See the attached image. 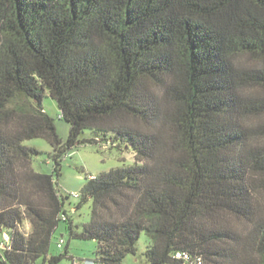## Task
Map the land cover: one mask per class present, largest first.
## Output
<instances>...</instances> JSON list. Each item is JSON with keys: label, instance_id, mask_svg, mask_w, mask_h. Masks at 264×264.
<instances>
[{"label": "trees", "instance_id": "16d2710c", "mask_svg": "<svg viewBox=\"0 0 264 264\" xmlns=\"http://www.w3.org/2000/svg\"><path fill=\"white\" fill-rule=\"evenodd\" d=\"M85 144L133 163L86 176L76 224L54 178ZM60 223L96 264L135 257L141 233L146 264H264V0H0V264L73 259L50 254Z\"/></svg>", "mask_w": 264, "mask_h": 264}, {"label": "rangeland", "instance_id": "374dc122", "mask_svg": "<svg viewBox=\"0 0 264 264\" xmlns=\"http://www.w3.org/2000/svg\"><path fill=\"white\" fill-rule=\"evenodd\" d=\"M45 112L53 119L57 135L64 143L69 135L70 125L59 118V109L56 102L49 96L44 97L42 102ZM96 136L90 130H84L79 139H92ZM23 145L34 147L38 150L32 162L31 167L35 172L43 174H52L53 161L50 154L52 149L50 145L43 139H32L23 142ZM132 153L126 149H116L111 151L100 152L98 146L93 144L80 145L68 150L60 161V176L54 178L62 194L74 195L78 194L85 183V178L88 174L97 175L100 172L107 171L110 168L121 167L123 165H132ZM69 203H66V210L72 217L74 223H82L88 221L89 204L84 205L80 210L73 209L76 200L69 198ZM22 230H27V224L22 225ZM63 239L64 244L61 249H58L56 243L58 239ZM148 245V238L145 233H141L137 241L136 256L128 255L125 258L124 264H146L143 253ZM96 244L93 241H84L78 239H70L68 233L65 231L63 223L59 224L58 230L55 234V239L50 249V254L56 255L63 253L65 249L68 250L70 258H63L58 264H96L93 260V254ZM35 264H41L37 261Z\"/></svg>", "mask_w": 264, "mask_h": 264}, {"label": "built area", "instance_id": "2783aa9c", "mask_svg": "<svg viewBox=\"0 0 264 264\" xmlns=\"http://www.w3.org/2000/svg\"><path fill=\"white\" fill-rule=\"evenodd\" d=\"M74 196H76V195H74ZM63 244H64V240L60 238V239H58L56 246L58 249H61ZM174 258L177 260H181L183 262H187L190 259V256L185 251H179V252H176L174 254ZM194 262H195V264H201V260L199 258L195 259Z\"/></svg>", "mask_w": 264, "mask_h": 264}, {"label": "crops", "instance_id": "0c3cea01", "mask_svg": "<svg viewBox=\"0 0 264 264\" xmlns=\"http://www.w3.org/2000/svg\"><path fill=\"white\" fill-rule=\"evenodd\" d=\"M73 264H77L76 262H73Z\"/></svg>", "mask_w": 264, "mask_h": 264}]
</instances>
